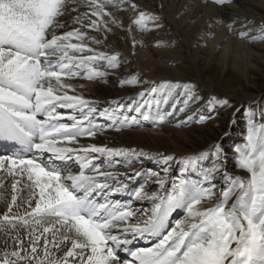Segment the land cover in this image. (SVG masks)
<instances>
[{
    "label": "snow or ice",
    "instance_id": "obj_1",
    "mask_svg": "<svg viewBox=\"0 0 264 264\" xmlns=\"http://www.w3.org/2000/svg\"><path fill=\"white\" fill-rule=\"evenodd\" d=\"M119 3L138 13L127 28L129 34L150 31V23L159 27L158 17L140 10L133 0ZM109 6L117 7L116 0H0V140L19 146L14 156H0V170L19 178L12 185L14 192L17 183H23L30 193L25 201L30 211L23 217L3 216L6 222L19 220L30 228L29 243L25 247L17 237L16 250L5 251L0 264H14L9 257L22 260L25 252L30 264H120L121 251L132 257L124 264H264V113L259 120L255 113L248 115L243 143L233 148L235 166L245 176L228 170L227 153L219 143L181 157L184 175L179 177L171 176L173 155L81 143L82 138L96 137L103 126L93 122L96 102L75 94L72 81L102 79L107 69L121 64L119 52L99 51L94 46L102 39L87 31L102 34L112 26L124 28L107 11ZM85 7L88 11L80 10ZM132 42L134 47L140 43L135 37ZM119 83L140 81L133 74ZM138 96L143 103L134 101L127 108L139 118L122 115L123 105L99 115L113 121V127L135 125L139 119L156 125L171 115L161 105L175 108L172 102L183 97L180 111L185 112L198 99L192 85L171 81L154 84ZM215 102L213 97L209 104ZM192 119L187 116L177 126ZM209 155L212 162L205 167L201 161ZM141 158L165 165L163 175L111 170L121 161L127 167ZM142 177L144 184L132 185ZM217 177L225 185L219 191ZM149 182L155 191L148 190ZM118 195L129 200L116 199ZM133 200L147 201L150 209L134 208ZM12 201L15 204L16 195ZM210 201L215 203L203 206ZM180 212L183 218L170 223ZM138 240L155 242L136 247ZM58 252L63 255L57 257Z\"/></svg>",
    "mask_w": 264,
    "mask_h": 264
},
{
    "label": "bare ground",
    "instance_id": "obj_2",
    "mask_svg": "<svg viewBox=\"0 0 264 264\" xmlns=\"http://www.w3.org/2000/svg\"><path fill=\"white\" fill-rule=\"evenodd\" d=\"M116 2L118 6H109L107 11H110L112 15L123 24L124 28L121 29L112 26V31L102 34H97L92 29H87V31L89 35L97 36V38L102 39L103 43L100 46H94L97 47L99 51L108 52L110 54L112 52H119L121 54L120 66L117 69H107L108 75L102 79L87 80L78 78L72 81L75 85V94L83 95L86 99L96 102L95 107L97 108V113L94 116L93 122L103 126V128L98 131L96 137L82 138L81 143H95L97 145H107L109 147L136 148L138 150L143 149L149 153H163L166 155L175 153L176 156H181L189 152L197 153L206 151L207 148L204 149L203 147H209L217 139L223 138L225 136L223 131L230 129L233 120L229 119L225 126H228L227 129L225 127L224 129L222 128V132L220 130L221 127L217 126L216 123V126L204 125V127L195 126L189 129H175L176 127L173 128L168 125H161L162 123L154 125L152 121H144L143 119H139L138 124L135 125L128 124L121 127L119 124H116L113 127L111 126L113 121L108 120L106 116L99 115V113L111 112L113 109L123 105L124 111L122 115H128L129 118L132 116H137L139 118V114L134 111L129 112L127 106L134 101L143 103L138 93L145 89L138 90L134 85L122 86L119 81L133 74L139 77L142 75L146 79H154L153 77H180L183 75L186 78V75L181 72L180 68L170 66V61H172L173 58L180 57H187L190 59L191 65L199 77V84L204 87V90L209 96V100L205 103H200L201 105L196 103L193 106V110L189 108L188 110L186 109L187 112L190 113L182 115L183 119H186L187 116L197 117L198 119L201 116L206 117L205 112L215 106L218 107L225 103L227 100L226 98L229 97L236 98L239 102H247L256 99L258 93L264 90V42H259L257 44L251 41L254 37L264 35V32H260V29L264 27V0H235L233 4H229L225 7H217L211 0H133L140 10L152 14L157 12L161 14L165 19L164 21H166L167 29L164 30L162 36H158L159 34L155 35L154 33L153 36H149L148 38L144 37L143 33L135 30L129 34L127 28L131 20L134 19L135 15H138V13H134L130 5L120 4L119 0H116ZM80 10L88 11L86 7ZM73 15H75V13H73ZM223 19H226V21ZM255 22L259 23L261 26H254L256 24ZM157 23L159 27L163 25L158 20ZM227 23L229 25L233 23L236 24V28L239 29V34L236 37H234V34H230L232 31L229 32L230 30L227 28ZM253 23L255 24L253 25ZM153 28L158 27H154L150 23L149 29ZM241 32H245L247 35L250 34L251 36L241 37ZM104 36H106V39H104ZM133 37L140 42L137 43L135 47L132 42ZM179 39H181L180 43L183 45V50L169 49V46L166 48L167 45H164L172 41H178ZM256 39L259 38H255V40ZM157 42H162L163 46H158ZM157 46L165 48L159 49ZM184 46L186 48H184ZM187 64H189V62ZM210 67L212 70V78L208 75ZM101 68L103 70V65H101ZM225 77L227 78V83L228 81L236 80L239 82V86H230V84L228 86L226 84L222 89V94H220L222 97H216V93L213 90V82L215 79L223 80ZM69 94H73L72 91H70ZM193 94L195 96L197 95L195 90H193ZM213 97H215L218 102L209 104V101ZM180 98L181 97L172 102L176 104L175 108L172 107V104L161 105V107L166 108L171 113L167 119V123H173L172 114L174 109L180 111V108L185 107L182 102L184 98L182 97L181 100ZM199 110L203 113L199 114ZM235 115L236 112H232V118H234ZM99 117L103 118V122L100 123V121H95V119ZM171 125L175 126V124ZM155 126L156 128L153 129L152 127ZM117 128L120 130L117 131ZM5 148L9 149L8 146ZM18 152L19 147H14L8 150L7 157L14 156ZM203 160L206 165L209 166L212 162V157L209 155ZM138 161L127 167L124 166V162L121 161V166L111 170L128 174H131L134 169H139L142 172H152V168L150 167L154 163L161 164L153 160L145 162L144 164ZM230 171L239 176L245 175V173L239 169L232 170L231 168ZM128 178V176L120 177L124 182H128ZM193 178H195V175H193ZM18 179V177L8 175L6 169L0 170V259H3L5 251L10 253L16 250L17 237L24 241L25 247H27L29 243L26 233L30 231V228H26L19 220L11 222L3 220L5 214L23 217L26 211H30L27 203H25L30 193L29 190L24 187V184L17 183V190L15 192L13 191L12 185ZM145 179L146 177L139 178V183L132 181V185L139 187L141 184L145 183ZM151 185V182H149L148 189ZM13 195L17 196L15 204H13L12 201ZM115 198H120L122 201L124 198L129 199L128 196H123L121 199L119 195ZM210 202L215 203V201ZM10 204L12 208L9 212ZM32 206H35L34 201ZM28 219L30 220V218ZM171 219L172 217L170 218V223H173ZM49 239H51V234H49ZM153 242L155 241L148 242L138 240L135 246L148 247L151 246ZM70 246L69 242L67 247ZM49 247L51 248V245H49ZM123 254V251L119 253L120 256ZM23 255L25 258L22 260H17L13 257H9V259L14 261V264H30L29 254L25 252ZM40 255L41 257L43 256L42 244L40 247ZM62 255L63 252L57 253V257ZM125 259L131 260L132 257H126ZM124 261L125 260L120 261V264H124ZM31 264H38V262L31 261Z\"/></svg>",
    "mask_w": 264,
    "mask_h": 264
},
{
    "label": "rangeland",
    "instance_id": "obj_3",
    "mask_svg": "<svg viewBox=\"0 0 264 264\" xmlns=\"http://www.w3.org/2000/svg\"><path fill=\"white\" fill-rule=\"evenodd\" d=\"M211 1L213 2V0H211ZM234 1L235 0H223V2H221V3H215V4H216L217 7H225V6L229 5V4H233ZM155 15L158 17V21L160 23H162L163 25H161L158 28L150 29V31H147V32L143 33V36L144 37H147V38L149 36L151 37V36H153L154 33H155V35H158L159 34L158 36H162L163 33H164V30L167 29V25L165 23L166 21H164L165 19L162 17V15L161 14H158L157 12L155 13ZM235 19H236V17H235ZM237 19H239V18H237ZM223 20L226 21V19H223ZM255 23H253V25ZM258 25H260V24L259 23H256L254 26H258ZM227 28L230 30L229 32L232 31L230 34H234V37H236L239 34V29L236 28V24L235 23L230 24V25L227 23ZM153 30H154V32H153ZM261 31L264 32V27L260 29V32ZM248 36H251V35L250 34L246 35V37H248ZM180 41H181V39H179L178 41H172L171 43L164 44V45H167L166 48L169 46L168 47L169 49L172 48V49H176V50H183V47H182L183 45H181ZM251 42L252 43L256 42L257 44L259 42L260 43H263L264 42V39H256V40L253 39ZM158 48L159 49H164L165 47L164 48L163 47L162 48L161 47H158ZM184 48H186V47L184 46ZM176 62H177V64H176ZM188 62H189V64H187ZM170 66L171 67H175L176 66L177 68H180L181 72L186 75V78L183 75V76H180V77H177V76H175V77H168V78H164V77H162V78L153 77L154 79H146L142 75H140V77L138 76V79H139L140 83H138V84H136L134 86L139 90V89H148V88L152 87L154 84H159L162 81H171V82H174V83L175 82H179L181 85L183 83L190 84V85H192V88H195L193 90L196 91V93H197L196 97L198 99H196L194 102H192L190 105H188L187 108H186L187 110H188V108L191 109V110H193V106L196 103L197 104H200V103L203 104V103H205L206 101L209 100V96L206 93V91L204 90V87L199 84L200 83L199 82V77L197 76L196 71L193 69V66L191 65V62H190V59L189 58H187V57H185V58L184 57L173 58L172 61H170ZM189 69H191L192 71L189 70ZM209 70H208V72H209L208 75L210 76V78H212L211 77L212 76L211 67L209 68ZM147 81H149V82H147ZM226 81H227V78L226 77L223 80L222 79L221 80L215 79L214 82L212 81L213 84H214L213 90L216 93V95H215L216 97H222L220 94H222V92H223L222 89H223V87L226 86V84L228 86H229V84H230V86H232V85H235L237 87L239 86V82L236 81V80H234V81L233 80L228 81V83ZM181 99H182V97L180 98V100ZM226 99L228 101L226 100L225 103L219 105L218 107L215 106L214 108H212L209 111L205 112L206 113V117H205V119H204V121L202 123H196L195 121L198 120V118L197 117H193V119H192L191 122L186 123L183 126H177V123L176 122H173V123H167V122H165V123H162L161 125H168V126L173 127V128L176 127L175 129H189V128H192V127H195V126L196 127H204V125L205 126H212V125L213 126L214 125L216 126V124H217V126L221 127L220 130L222 132L223 129H224V127L227 125V122L229 121V119L230 120H233L232 121V125H231V127H230L229 130L227 129L228 126L225 127L227 130H224L223 131L225 136L223 138H221L222 140L221 139H217L212 144H215V143L223 144V145H221V147L227 153V160L225 162H229V163H227V166H229L227 168H228V170L229 169L231 170V168H232V170H236V169H239V168H237L235 166V163L236 162H235V159H234V154H229V153L231 152L232 148H234V146L243 143V136L246 133V120H247L248 115L250 113H255L257 119L259 120L261 113L259 111L260 109H259L258 105H255L256 103L263 102V107H262L263 111H262V113H264V90H262L261 92L258 93V97L256 99L251 100V101H247V102H245V101L244 102H239L236 98H232V97H229V98H226ZM187 110L185 112H181V111L175 109L174 115L172 116V121H175L176 119H181L182 118V115L184 113L185 114L190 113V112H187ZM232 112H236V115H235L234 118H232V116H231L232 115ZM198 113L201 114L203 112L199 110ZM171 124H175V126H173ZM239 127H240V129H237ZM152 128L154 129V128H156V126L155 127H152ZM203 148L204 149H206V148L208 149L209 147H203ZM194 153H196V152H189V153L184 154V155L182 154L181 156H176L175 153H172L171 155H173L176 159L172 161L173 163L171 162V166H170L171 176H176V177L183 176L184 174L181 171L182 165L179 163V159L181 157H183V156L191 155V154H194ZM149 161L150 160H146V159L141 158L138 162H140L141 164H144L145 162H149ZM176 161H178V162L176 163ZM201 163H202L203 166H205V167L207 166L204 160L201 161ZM163 167H165V165H162L160 167H157L155 165L154 168L152 169V172H160V174L163 175V172H162V168ZM239 170H242V169H239ZM242 171L244 172V170H242ZM231 173H233V172H231ZM233 175H235V174H233ZM245 175H246V173H245ZM237 176H239V175H237ZM216 185H217V191H219L223 186H225L224 185L223 178L217 179L216 180ZM148 190L149 191L156 190V186L154 184H152L151 187ZM135 203H137V204L133 205L134 208H137V209H140V208L150 209V204L149 203H144V202H141V201H135ZM210 204L211 203H209V202H205L203 206L204 207H207V206H210ZM183 216H184V213L183 212H180L179 214L176 215L175 221L176 220H179V219H182Z\"/></svg>",
    "mask_w": 264,
    "mask_h": 264
}]
</instances>
